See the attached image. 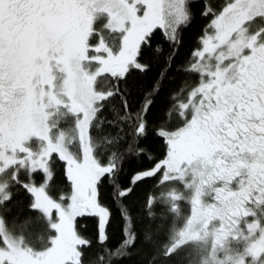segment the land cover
Masks as SVG:
<instances>
[{
	"label": "snow or ice",
	"instance_id": "1",
	"mask_svg": "<svg viewBox=\"0 0 264 264\" xmlns=\"http://www.w3.org/2000/svg\"><path fill=\"white\" fill-rule=\"evenodd\" d=\"M264 264V0H0V264Z\"/></svg>",
	"mask_w": 264,
	"mask_h": 264
},
{
	"label": "trees",
	"instance_id": "2",
	"mask_svg": "<svg viewBox=\"0 0 264 264\" xmlns=\"http://www.w3.org/2000/svg\"><path fill=\"white\" fill-rule=\"evenodd\" d=\"M206 246L201 244L197 246L196 254L192 257V264H200L201 258L206 257Z\"/></svg>",
	"mask_w": 264,
	"mask_h": 264
}]
</instances>
